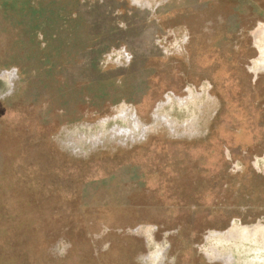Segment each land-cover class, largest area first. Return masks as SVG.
<instances>
[{
    "label": "rangeland",
    "instance_id": "1",
    "mask_svg": "<svg viewBox=\"0 0 264 264\" xmlns=\"http://www.w3.org/2000/svg\"><path fill=\"white\" fill-rule=\"evenodd\" d=\"M0 264H264V0H0Z\"/></svg>",
    "mask_w": 264,
    "mask_h": 264
},
{
    "label": "bare ground",
    "instance_id": "2",
    "mask_svg": "<svg viewBox=\"0 0 264 264\" xmlns=\"http://www.w3.org/2000/svg\"><path fill=\"white\" fill-rule=\"evenodd\" d=\"M224 234V233H223ZM223 238V237H222Z\"/></svg>",
    "mask_w": 264,
    "mask_h": 264
}]
</instances>
